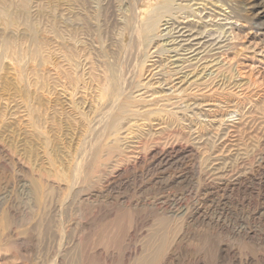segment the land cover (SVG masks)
Wrapping results in <instances>:
<instances>
[{"label": "rangeland", "instance_id": "374dc122", "mask_svg": "<svg viewBox=\"0 0 264 264\" xmlns=\"http://www.w3.org/2000/svg\"><path fill=\"white\" fill-rule=\"evenodd\" d=\"M11 1L15 28L0 10V264H134L170 233L158 264H264V0H220L227 21H206L205 30L225 45L213 68L186 63L192 77L181 94L151 78L157 60L147 49L148 72L127 91L133 112L104 133L117 109L108 100L110 68L129 78L118 19L132 4L141 18L160 1ZM194 3L188 16L201 8ZM53 9L55 24L77 35H54ZM186 22L201 24L193 15ZM144 81L149 87L136 92ZM91 148L98 154L87 165ZM116 213L124 229L102 234Z\"/></svg>", "mask_w": 264, "mask_h": 264}, {"label": "bare ground", "instance_id": "6f19581e", "mask_svg": "<svg viewBox=\"0 0 264 264\" xmlns=\"http://www.w3.org/2000/svg\"><path fill=\"white\" fill-rule=\"evenodd\" d=\"M77 1V0H75ZM81 1V0H80ZM92 1V0H91ZM106 1V0H105ZM121 1V0H119ZM123 1V0H122ZM160 2L158 3V5L152 7L151 10H142L143 12L141 13V18H139V12L137 11V8H136V3L135 4H132L130 7L128 6V10L124 9V12L126 10V12H128L127 15H124L125 17H120V19H118V24H119V27H118V36H120V45H121V50L120 52H124L123 53V56H124V60L126 61H129V66L128 69L126 70L127 72L129 71V78L127 74H125L127 77L125 78V75L123 74V70H120L119 69V66L117 68V66L115 65V67H112L110 68L111 69V76L110 74L108 75L110 78H108L111 83H109V86H110V90H108L109 92V97L110 99L108 100H111V103L110 102H107V103H110L111 106H113L111 109L113 110V108L117 105V109H115L114 111H112V113L110 114L109 116V112H108V115L106 114V116H108L109 118H107L105 121H104V124H105V129H103V133L107 130H109L110 128L112 129L113 127L115 128V126H117L118 123H120V121L122 120L123 117H125V115L133 112V107L135 106L134 105V101H131V97L130 95L128 96L127 95V91L129 89L132 88V85H133V80L134 78H137L139 77L140 79V76L143 78L144 77V73L148 72L147 70H145V63H146V58H150V49L153 51V54L155 56H153V58H156L157 62L155 63V65H153L152 67H156L155 68V71L157 70V72L153 75V77H151L153 80H155L157 78V83L160 84L164 89H166L167 92H169L170 94L169 95H173L175 93H180L181 94V91L177 92L178 90L181 89V87L184 88L185 85L188 84V78L191 79L190 77H192V72L189 73V71H187L188 73H186L185 70H188L187 68L190 67L192 65V63H190L191 65H186L189 64L188 62H190L189 60H191L192 62H195L197 64L196 67H198L199 69L204 66L202 69L205 70V68L208 69V67L213 63V60H212V57L214 56V58L216 57V53L214 54V52H217L220 50V46L223 44L220 43V38L216 41V38H213L212 36V33L208 32L207 30H205L207 28H205V24H206V21L210 22L211 21H214L215 19H219V16L222 17L224 19V21H227V8L224 9L225 7L222 6L221 4V1L219 0H190V1H185V2H188L190 4H192L193 2L195 7L197 6L198 8L201 7L200 9H197L195 13H191V15H193L195 17V19H197L200 23L196 22V27H191L189 25H187L188 23L186 22L187 19H189V17L191 16H188L189 15V7L191 5H189L188 3H185V6L184 4L183 5H178L176 4V0H159ZM183 1V0H182ZM19 2V1H18ZM74 2V0H71L70 3ZM78 2V1H77ZM85 2V1H84ZM88 2V1H87ZM126 2V0H125ZM17 3V2H15ZM72 3V4H73ZM93 3V2H92ZM121 3V2H120ZM129 3V2H128ZM179 3H181L179 1ZM11 4L13 6L14 4V1L12 2L11 0H0V10L1 9H4L6 11L5 12H1L3 13L4 15V18L5 20H7L8 22V25L11 26L9 28H15L18 24V18L16 17V13L14 11V13L12 12L11 14H9L8 12V5ZM23 8L26 9L27 8V2H22L21 3ZM86 4V3H85ZM90 4V3H89ZM182 4V3H181ZM187 4V5H186ZM256 4V3H255ZM97 5V4H96ZM95 5V6H96ZM128 5V4H127ZM193 5V6H194ZM75 6V5H74ZM120 6V5H119ZM10 7V6H9ZM72 7V6H70ZM100 7V6H99ZM124 7V6H123ZM192 7V6H191ZM11 8V7H10ZM119 8V7H118ZM127 8V7H126ZM19 9V8H18ZM30 9V8H29ZM97 9V8H96ZM100 9V8H98ZM131 9V10H130ZM189 9V10H188ZM196 9V8H195ZM193 9V11L195 10ZM54 10V9H53ZM52 10V11H53ZM58 9H55L54 10V13H52V32L56 33V36L58 38H64V37H68V38H71L73 37L72 35H75L77 31V29H71L69 30L70 28H64L61 30L60 27H58L55 23L56 22H60L58 21L59 19H57V17L55 16V12L57 11ZM73 10V9H72ZM51 11V12H52ZM80 11V10H79ZM208 11V14L205 15V13ZM58 12V11H57ZM63 12V11H62ZM84 12V11H82ZM101 12V11H100ZM27 13V12H26ZM71 12H69L70 14ZM130 13V15H129ZM145 13L146 14V17H142V14ZM262 13V12H261ZM264 13V12H263ZM14 14V16H13ZM42 14V13H41ZM75 14V13H74ZM82 14V13H81ZM96 14V13H94ZM188 14V15H187ZM223 14V15H222ZM1 15V14H0ZM1 15V16H3ZM28 15V14H27ZM43 15V14H42ZM58 15V13H57ZM61 15V14H60ZM120 15V14H119ZM14 18H12V17ZM73 16V15H72ZM122 16V15H121ZM184 16L183 18H180ZM23 17V15H22ZM3 18V19H4ZM24 18V17H23ZM26 18V17H25ZM67 18V17H66ZM69 18V17H68ZM91 18V17H90ZM30 19V18H28ZM51 19V18H50ZM2 20V19H1ZM17 20V21H16ZM24 20V19H23ZM27 19H25L24 21H26ZM70 20V19H69ZM74 21V19H72ZM79 20V19H78ZM183 20V21H181ZM220 20V19H219ZM89 21V20H88ZM114 21V20H113ZM189 21V20H188ZM194 21V20H193ZM196 21V20H195ZM2 22V21H1ZM63 22V21H62ZM76 22V20H75ZM96 22V21H95ZM216 21H214L215 23ZM4 23V21H3ZM2 23V24H3ZM25 23V22H24ZM27 23V22H26ZM30 23V22H29ZM66 23V22H65ZM72 23V22H70ZM74 23V22H73ZM82 23V22H81ZM97 23V22H96ZM225 23V22H224ZM0 24V25H2ZM34 24V23H33ZM49 24V23H48ZM64 24V23H63ZM76 24V23H75ZM85 30H87L88 32H91V29H90V26L85 23ZM93 24V23H92ZM199 24V25H198ZM31 25V24H30ZM67 25V24H66ZM71 25V24H70ZM77 26H80L82 27V24H76ZM75 25V26H76ZM110 25V24H109ZM201 25H204L203 28H201L200 26ZM211 25V24H210ZM209 25V26H210ZM7 26V25H6ZM28 26V23L27 25ZM69 26V25H68ZM67 26V27H68ZM84 26V25H83ZM208 26V27H209ZM4 27V26H3ZM20 27V26H19ZM30 27V30L32 32H36V28L33 29L31 26ZM28 27V29H29ZM64 27V26H63ZM100 27V26H99ZM213 27V26H211ZM216 27V26H215ZM72 28H73V25H72ZM98 28V27H97ZM210 28V27H209ZM7 29H8V26H7ZM6 29V30H7ZM43 29V28H42ZM79 29V28H78ZM83 29V28H81ZM116 29V28H115ZM5 30V29H4ZM13 30V29H12ZM16 30V29H15ZM40 30V29H39ZM44 30V29H43ZM49 30V29H48ZM64 30V31H63ZM80 30V29H79ZM98 30V29H97ZM96 30V31H97ZM100 30V29H99ZM222 30V29H220ZM50 31V30H49ZM75 31V32H74ZM115 31V30H114ZM211 31V30H210ZM29 32V30H28ZM39 32V31H38ZM99 32V31H98ZM97 32V33H98ZM6 33V32H5ZM48 33V32H47ZM85 32H83L84 34ZM87 33V32H86ZM111 33V32H110ZM223 32L220 33V36L222 35ZM1 34V33H0ZM31 34V33H30ZM36 34V33H35ZM34 34V36H35ZM99 34V33H98ZM97 34V35H98ZM49 35V34H47ZM77 35V34H76ZM86 35V34H85ZM101 35V34H100ZM52 36V35H51ZM4 37H5V34H4ZM84 37V36H83ZM218 37V36H217ZM2 38V37H0ZM9 38V37H8ZM12 38V37H11ZM33 39L35 37H32ZM57 38V39H58ZM100 38V37H99ZM102 38H103V35H102ZM105 38V37H104ZM117 38V39H118ZM98 39V38H97ZM101 39V38H100ZM14 40V39H13ZM36 40V39H34ZM60 40V39H59ZM73 40V39H72ZM103 40V39H102ZM5 41V40H3ZM19 41V40H18ZM37 41V40H36ZM54 41V40H53ZM57 41V40H56ZM67 41V40H66ZM70 41V40H69ZM82 41V40H81ZM101 41V40H100ZM105 41V40H104ZM129 41V42H128ZM12 42V41H10ZM72 42V41H71ZM102 42V41H101ZM100 42V43H101ZM117 42V41H116ZM119 42V40H118ZM128 42V43H127ZM6 43V42H5ZM9 43V41H8ZM7 43V44H8ZM37 43V42H36ZM56 43V42H55ZM69 43V42H68ZM89 43V42H88ZM105 43V42H104ZM4 44V43H3ZM3 44L1 43L0 45L3 46ZM17 44V43H16ZM40 44V43H39ZM70 44V43H69ZM77 44V43H76ZM127 44V46H126ZM55 45V44H54ZM78 45V44H77ZM80 45V44H79ZM86 45V44H85ZM103 45V44H102ZM116 45H119V44H114V46ZM220 45V46H219ZM225 45V42L224 44ZM52 46V45H51ZM88 46V45H87ZM124 46H126L124 48ZM138 46V50L135 49L134 51V48ZM5 47V46H4ZM50 47V46H49ZM102 47V46H101ZM106 47V46H105ZM114 47V48H116ZM120 47V46H119ZM134 47V48H133ZM3 48V47H2ZM38 48V46H37ZM56 48V46L54 47ZM70 48H72L70 46ZM86 48V47H85ZM4 49V48H3ZM2 49V50H3ZM58 49V47H57ZM120 49V48H119ZM123 49V51H122ZM148 50V54L150 56H147L146 55V50ZM224 48H222L223 50ZM5 50V49H4ZM102 51V49H100ZM105 50V48H104ZM116 49H112V53ZM117 51V50H116ZM41 52V51H40ZM220 52V51H219ZM38 53V52H37ZM36 53V54H37ZM64 53V52H63ZM67 53V52H66ZM117 53V52H116ZM165 53V56L163 57ZM39 54V53H38ZM37 54V55H38ZM52 54V53H51ZM115 54V53H113ZM152 54V53H151ZM64 55V54H63ZM71 55V54H70ZM75 55V54H74ZM218 55V54H217ZM221 55V54H220ZM52 56V55H51ZM65 56V55H64ZM67 56V55H66ZM103 56V55H102ZM101 56V57H102ZM112 56V55H109V57ZM122 56V55H121ZM147 56V57H146ZM166 56L167 59L165 58ZM1 57V56H0ZM38 57V56H37ZM104 57V56H103ZM102 57V58H103ZM2 58V57H1ZM6 58V57H5ZM113 58V57H112ZM122 58V57H121ZM152 58V60H153ZM3 59V58H2ZM1 59V60H2ZM59 59V58H58ZM71 59H73L71 57ZM75 59V58H74ZM83 59V58H82ZM111 59V58H110ZM108 59V60H110ZM114 59V58H113ZM219 59V58H218ZM0 60V62H1ZM150 60V59H149ZM52 61V60H51ZM114 63L116 60H113ZM164 61H165V64H164ZM107 62V65H108V62L109 61H106ZM110 62H112L110 60ZM117 62V61H116ZM120 62V61H119ZM105 63V62H104ZM113 63V64H114ZM54 64V63H53ZM106 64V63H105ZM112 64V63H111ZM133 64V65H132ZM126 65V64H125ZM59 66V65H58ZM109 67L107 66V70ZM148 68V67H147ZM170 69L169 73L167 71V69ZM211 68L212 65H211ZM55 69V68H54ZM78 69V67H77ZM105 69V68H104ZM126 69V68H125ZM197 69V68H196ZM210 69V68H209ZM56 70V69H55ZM153 70V69H152ZM151 70V71H152ZM212 70V69H211ZM209 70V71H211ZM87 71V69H86ZM192 71H195V70H192ZM197 71V70H196ZM202 71V70H201ZM208 71V70H207ZM59 72V71H58ZM105 72V71H104ZM56 73V72H55ZM62 73V72H61ZM60 73V74H61ZM89 73V72H88ZM103 73V72H102ZM125 73V72H124ZM195 73V72H194ZM201 74H203L202 72H200ZM105 74V73H104ZM188 74V75H187ZM106 75V74H105ZM191 75V76H190ZM196 75V74H195ZM193 75V76H195ZM70 76V75H69ZM107 76V75H106ZM107 76V77H108ZM152 76V74H151ZM205 77V76H204ZM103 78V77H102ZM150 78V77H149ZM195 78V77H194ZM211 78V77H210ZM209 78V79H210ZM61 79V78H60ZM64 78H62L63 80ZM86 79V78H85ZM130 79H132V81H130ZM151 79V80H152ZM207 79V78H206ZM59 80V79H58ZM90 80V79H89ZM103 80V79H102ZM200 80L202 81V78H200ZM199 80V81H200ZM205 80V79H204ZM203 80V81H204ZM84 81V80H83ZM88 81V80H87ZM140 81V80H138ZM150 81V80H149ZM195 81V80H194ZM53 82V81H52ZM56 82V81H55ZM62 82V81H61ZM77 82V81H76ZM102 83V82H101ZM136 83V82H135ZM139 83V82H138ZM204 83V82H203ZM55 84V83H54ZM63 84V83H62ZM67 84V83H66ZM92 84V82H91ZM103 84V83H102ZM105 84V83H104ZM190 84V83H189ZM192 84V83H191ZM190 84V85H191ZM194 84V83H193ZM192 84V85H193ZM202 84V83H201ZM219 84V83H218ZM59 85V84H58ZM82 85V84H81ZM140 85V84H138ZM141 85H142V82H141ZM140 85V88L137 87L138 90H136V92H141L142 90H144V88H146L148 85L145 84V81H144V85L141 86ZM150 85V84H149ZM67 86V85H66ZM91 86V85H90ZM102 86V85H101ZM107 86V87H109ZM137 86V85H136ZM207 86V85H205ZM61 87V86H60ZM65 87V86H64ZM63 87V88H64ZM83 87V86H82ZM135 87V86H134ZM149 87V86H148ZM80 88V87H79ZM105 88V87H103ZM136 88V87H135ZM134 88V89H135ZM208 88V87H207ZM186 88H184L185 90ZM183 90V91H184ZM207 90V89H206ZM65 91V90H64ZM80 91V90H79ZM82 91V90H81ZM107 91V90H106ZM165 91V93H166ZM199 91V90H198ZM203 91V90H202ZM205 91V90H204ZM212 91V90H211ZM135 92V93H136ZM214 92V91H213ZM104 93V92H103ZM130 93V92H129ZM209 93V92H208ZM106 94V93H105ZM104 94V95H105ZM132 94V93H130ZM164 94V93H163ZM176 95V94H175ZM210 95V94H209ZM54 96V95H53ZM71 96V95H70ZM90 96V95H89ZM101 96V95H100ZM106 97H108V95H106ZM134 98V96H132ZM174 97V96H173ZM132 98V99H133ZM176 98V97H175ZM182 98V97H181ZM185 98V97H184ZM183 98V99H184ZM71 99V98H70ZM102 99V97H101ZM136 99V98H135ZM107 100V101H108ZM178 101L180 100L177 99ZM182 100V99H181ZM173 101V100H172ZM133 102V103H132ZM138 102V101H136ZM181 104L182 102H184L183 100L180 101ZM185 103V102H184ZM55 104V103H54ZM174 105V103H172ZM107 105V104H106ZM184 105V104H183ZM76 106H77V103H76ZM105 106V104H104ZM110 106V107H111ZM198 106L200 105H196V103H191V101H187V103H185V108L187 109H190L193 107L194 108H197ZM49 109V108H48ZM55 109V108H54ZM133 109V110H132ZM63 110V109H62ZM61 110V111H62ZM65 110V109H64ZM192 110V109H191ZM190 110V111H191ZM67 111V110H66ZM110 111V110H109ZM182 111H186L184 109H182ZM178 112V111H177ZM189 112V111H188ZM181 113V112H180ZM103 115V114H102ZM126 115V116H127ZM101 117V116H100ZM99 117V118H100ZM103 118H105V116H103ZM102 118V120H103ZM96 121V120H95ZM101 121V120H100ZM100 123V122H99ZM102 124H103V121H102ZM118 127V126H117ZM103 128V126H102ZM102 133V130L100 131ZM100 134V133H99ZM97 135V134H96ZM104 135V134H103ZM98 136V135H97ZM94 137V136H93ZM95 139V137H94ZM93 141V140H92ZM100 141V139H99ZM98 142V141H96ZM95 145V144H94ZM92 147V146H91ZM93 148V147H92ZM91 148V149H92ZM93 151V154H91L88 158L91 160V162H88V164H91L92 162H95V157H97V154H98V150L97 149H92ZM91 151V152H92ZM90 152V153H91ZM89 153V154H90ZM166 161V160H165ZM164 161V162H165ZM8 162L11 163V161L9 160ZM87 162V161H85ZM227 165V164H226ZM263 168V166H262ZM19 170V169H18ZM23 173V172H21ZM25 173H23L24 175ZM194 179V178H193ZM25 182V181H24ZM240 182V181H239ZM26 183V182H25ZM172 183V182H171ZM228 184V183H227ZM27 186V185H26ZM172 187V186H171ZM235 187V186H234ZM230 188V187H229ZM233 188V187H232ZM166 190V189H165ZM233 190V189H232ZM172 191V190H171ZM217 191V190H216ZM181 192V191H180ZM222 192V191H221ZM232 192V191H231ZM230 192V193H231ZM209 193V192H208ZM211 193V192H210ZM218 193V192H217ZM192 194V193H191ZM202 194V193H201ZM209 195V194H208ZM229 195V194H228ZM205 196V195H204ZM227 196V195H226ZM233 196V195H232ZM221 197V196H220ZM176 199V198H175ZM180 199V198H179ZM183 199V198H182ZM213 199V198H212ZM190 200V199H189ZM166 201V200H165ZM192 201V200H191ZM196 201V200H195ZM194 201V202H195ZM185 202V201H184ZM217 202V201H216ZM168 204V203H167ZM179 204V203H178ZM203 204V203H202ZM154 205V204H153ZM196 206V205H195ZM225 206V205H224ZM226 207V206H225ZM228 207V206H227ZM120 208V207H119ZM166 209V208H164ZM205 209V208H204ZM168 210V209H166ZM170 210V208H169ZM197 210V209H196ZM224 210V209H223ZM121 211V210H120ZM163 211V209H162ZM165 211V210H164ZM186 213H187V210H185ZM198 211V210H197ZM200 211V210H199ZM122 212V211H121ZM167 212V211H166ZM175 212V211H174ZM173 212V213H174ZM179 212V211H178ZM177 212V213H178ZM223 212V211H222ZM229 212V211H228ZM227 212V214H228ZM175 213V214H177ZM248 213V212H247ZM117 214V213H116ZM122 213H118L117 216L115 217V219L109 221V223H107L109 226L108 227H101L99 229V231H102V234L105 233L107 230H110L108 229L109 227L112 229V227L114 229H116L118 231V229L121 231L122 229H124V225H122L124 223L123 221V218L124 216H120ZM172 214V213H170ZM190 214V213H189ZM249 214V213H248ZM247 214V215H248ZM124 215V214H123ZM173 215V214H172ZM181 215V214H180ZM184 215V214H183ZM200 215V214H199ZM174 216H178L177 215H174ZM185 217H186V214H185ZM188 217V216H187ZM186 217V218H187ZM250 217V216H249ZM189 219V218H188ZM185 220V219H184ZM211 222V221H210ZM248 222V221H247ZM208 223V222H207ZM244 223V222H243ZM186 224V223H185ZM223 224V223H221ZM236 224V223H235ZM167 224L165 223L164 226H166ZM246 225V224H245ZM253 225V224H252ZM183 228H184V225H182ZM218 226V225H217ZM223 226V225H222ZM255 226V225H254ZM189 227V226H188ZM167 229V227H165ZM209 228V227H208ZM230 228V227H229ZM173 229H175L173 227ZM206 229V228H205ZM182 230V229H181ZM207 230V229H206ZM232 230V228H231ZM240 231V230H239ZM190 232V231H189ZM125 233V232H124ZM191 233V232H190ZM213 233V232H212ZM225 233V232H224ZM169 234V233H168ZM220 234V233H219ZM243 234V233H242ZM171 235V233H170ZM170 235H168L167 237H170ZM222 235V234H221ZM119 235H117L116 238H118ZM123 236V235H121ZM178 236V239H180V236ZM177 236H176V239H177ZM166 237V238H167ZM190 237V236H189ZM116 238H114V240H112V242H116V244L118 243V241L120 240V236L119 238L117 239L116 241ZM164 238V237H163ZM159 239L155 245L154 243V247H155V250L151 253L150 256L148 257H144V256H141L139 257L136 262L134 264H158L160 262V259L162 258L163 254H164V251L168 245V242L170 241L168 238L166 239ZM177 239V241H178ZM110 241L106 242L104 241L103 243L104 244H109ZM205 240V238H204ZM176 241V240H175ZM206 241H207V238H206ZM190 242V241H189ZM205 242V241H204ZM177 243V242H176ZM112 244V243H111ZM197 244V243H196ZM195 246V244H194ZM193 246V247H194ZM198 246V245H197Z\"/></svg>", "mask_w": 264, "mask_h": 264}]
</instances>
